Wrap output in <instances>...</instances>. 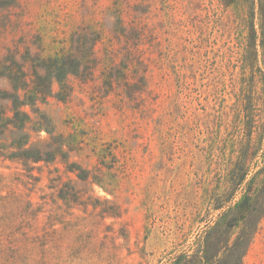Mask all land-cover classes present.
<instances>
[{
	"label": "rangeland",
	"instance_id": "1",
	"mask_svg": "<svg viewBox=\"0 0 264 264\" xmlns=\"http://www.w3.org/2000/svg\"><path fill=\"white\" fill-rule=\"evenodd\" d=\"M81 28L102 33L94 75H69L65 98L53 81L37 101L52 137L26 129L30 147L63 155L0 156V264L231 262L239 227L214 247L207 230L228 196L242 105L264 90V0H0V61L11 54L31 70ZM10 90L0 75V91ZM256 120L257 143L264 115ZM66 184L77 201L59 197ZM244 262H264V232Z\"/></svg>",
	"mask_w": 264,
	"mask_h": 264
},
{
	"label": "trees",
	"instance_id": "2",
	"mask_svg": "<svg viewBox=\"0 0 264 264\" xmlns=\"http://www.w3.org/2000/svg\"><path fill=\"white\" fill-rule=\"evenodd\" d=\"M121 22L122 20L117 17L118 24L115 29L129 39ZM80 30L71 38L70 46H62L51 55L43 58L37 56L34 60H30L31 70L24 69V65L17 62L11 54L0 61V75L9 81L11 87L10 91H0V99L7 101L6 105H0V156L26 162H49L55 160L57 153L63 155L61 147L53 150L30 147L29 133L26 129L30 128L34 131L44 129L52 137L53 128L47 116L36 107L37 101L44 102L52 94L53 81L59 85V97L65 98L69 90L67 82L69 75L84 79L94 75L97 69V60L94 57L95 46L101 40L102 33L88 31L86 28ZM253 32L255 29L251 28L250 42L253 39ZM249 45L251 44H245V52ZM106 50L107 53H111L107 48ZM245 55L243 58L246 60ZM39 68L43 70V74L39 72ZM103 68L102 75L109 87L113 80L110 75L111 66L106 65ZM146 78L144 76L147 82ZM262 95L256 98L250 94L246 104L242 105L245 127L239 139L240 149L236 150L237 154L234 160L229 161L227 168L228 196L219 202L217 208L223 211L214 225H210L207 230L206 241L214 247L220 235L228 234L230 237L231 229L239 227L232 244L228 246V249L235 251L232 261L168 262V264H244V258L256 236L264 232V121L259 141L252 142L254 128H257L256 117L260 119L264 115V90ZM259 99L261 103L257 106L253 100L259 101ZM26 105L31 107L37 119L32 120L24 109ZM8 137H10L9 142H7ZM76 169L78 170L75 174L79 179L85 180L89 177L85 169L81 167ZM64 186L66 188L60 189L59 197L72 202L77 201V192L67 184ZM237 193L240 194V198L234 200ZM229 237L226 239V245L229 243ZM213 250L215 248L211 251ZM206 252L204 250L203 258L209 260L210 256Z\"/></svg>",
	"mask_w": 264,
	"mask_h": 264
}]
</instances>
